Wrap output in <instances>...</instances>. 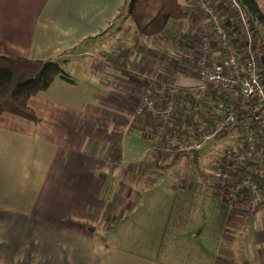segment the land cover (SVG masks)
Masks as SVG:
<instances>
[{"label":"crops","instance_id":"1","mask_svg":"<svg viewBox=\"0 0 264 264\" xmlns=\"http://www.w3.org/2000/svg\"><path fill=\"white\" fill-rule=\"evenodd\" d=\"M125 7L0 0V56L65 61L74 80L55 79L29 99L36 121L0 116V264H191L186 229L202 212L219 220L208 264H264V206L221 212L203 180L211 154L199 153L197 178L163 176L169 168L151 161L157 118L135 115L149 88L156 98L163 85H197L208 30L188 16L141 38ZM180 205L183 232L163 243Z\"/></svg>","mask_w":264,"mask_h":264},{"label":"built area","instance_id":"2","mask_svg":"<svg viewBox=\"0 0 264 264\" xmlns=\"http://www.w3.org/2000/svg\"><path fill=\"white\" fill-rule=\"evenodd\" d=\"M183 11L208 31L202 34L196 69L197 85H163L142 95L136 116L157 118L155 166L177 171V177H199L195 154L208 143L229 138L231 145L211 152L213 173L206 177L212 197L227 213L254 214L262 201L264 178V48L237 0H181ZM191 123L176 126L180 116ZM169 157L160 164L159 154Z\"/></svg>","mask_w":264,"mask_h":264},{"label":"trees","instance_id":"3","mask_svg":"<svg viewBox=\"0 0 264 264\" xmlns=\"http://www.w3.org/2000/svg\"><path fill=\"white\" fill-rule=\"evenodd\" d=\"M237 1L248 15L256 37L264 48V15L256 0ZM125 8L126 19L133 23L137 35L141 38L158 36L165 31L171 21L188 17L183 11L181 0H126ZM195 19L197 20L196 17ZM65 64V61L43 63L0 56V116L12 115L36 121L27 106L30 98L45 91L55 79L74 84V80L63 69ZM179 91L190 95L186 88H179ZM184 123H191L186 115L180 116L175 125L181 126ZM198 155L199 152H196L195 168L197 174L201 175ZM168 157L167 154L160 153V164L166 162ZM259 187L262 191V201L259 206L261 208L264 206V178L259 181ZM218 206L221 212L226 211L223 205L218 204Z\"/></svg>","mask_w":264,"mask_h":264},{"label":"rangeland","instance_id":"4","mask_svg":"<svg viewBox=\"0 0 264 264\" xmlns=\"http://www.w3.org/2000/svg\"><path fill=\"white\" fill-rule=\"evenodd\" d=\"M231 141H229V138H225L221 142L216 143H208L205 145V147L201 150L200 155L201 158L209 157V154L211 152L218 153L220 149H222L225 146L231 145ZM163 174V176H169L170 179H174L173 176H179L177 171L172 170V168L167 169ZM213 191V190H212ZM210 199H213L212 193H209ZM215 201V200H214ZM186 211L183 206H174L171 219L173 226L171 228L172 231L167 232L166 237L164 236V239H160L163 241V243H167L168 240L173 237L174 233L177 234V232H180L182 229H178V226L183 225V221L181 219H177L183 214H185ZM211 215H207V212H202L196 215L195 218H192L191 225L189 226V229H186V234H188L187 237L191 240V243L194 244V246L191 245V248L189 250L188 257L189 259H192L193 262L191 264H208L211 262V259L213 258L214 254V248L216 245L215 236H217L218 232V214L215 218L209 217ZM187 222H185L186 225ZM173 232V233H172ZM183 232V231H181ZM154 240V238H153ZM159 241V239H158ZM126 246L129 247V245L126 244ZM198 251H201V253H198ZM190 254H192V257H196L194 260ZM160 257H165L161 256Z\"/></svg>","mask_w":264,"mask_h":264}]
</instances>
